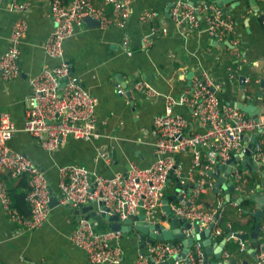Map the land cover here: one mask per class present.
<instances>
[{"label": "crops", "instance_id": "1", "mask_svg": "<svg viewBox=\"0 0 264 264\" xmlns=\"http://www.w3.org/2000/svg\"><path fill=\"white\" fill-rule=\"evenodd\" d=\"M10 1L0 0V54L8 46V36L17 18L24 20L26 29L20 43L19 76L7 82L0 79V112H8L16 126L21 128L24 102L29 93L28 78L41 67L55 65L61 60L47 56L42 48L53 29L49 0H27L26 8L21 10L8 8ZM91 1L96 5L102 4V0ZM173 1L175 0H130L129 17L123 27H102L100 24L88 27L84 22L74 36L64 41L63 60L69 64L72 73L84 87L98 99L95 130L99 137L92 141L70 138L53 152L40 148L22 130L15 132L9 140L13 149L26 153L44 170L55 196L57 166L63 163H81L104 175L123 173L130 162H136L142 167L150 165L155 159L152 118L156 113L164 111L168 94L175 96L188 90L191 84H188L186 75L189 71H192L191 82L201 70L206 71L213 81L220 82L221 87L215 94L221 103L237 107L241 102L251 106L256 116L264 114V26L261 25L259 16L264 0H257L256 11L248 0H239L237 5L232 2L225 5L228 6V11L225 12L235 24L234 44L213 39L203 30V24L200 30L175 27L168 14ZM185 1L197 4L204 0ZM231 3L235 6L232 7ZM106 7L110 13L109 4ZM147 9L158 12L156 25L165 26L166 32L151 29L147 22L140 20L141 14ZM125 36L128 38L130 53L122 47ZM118 74L121 81L116 78ZM241 75L245 77L244 86L239 81ZM136 80L147 81L155 92L152 98L144 99L134 91L133 83ZM257 90L261 94L258 95ZM173 111L186 117L191 116L189 107L185 105H175ZM189 130L195 132L202 131L203 128L192 121ZM252 134L254 133L244 135L243 139L249 143ZM258 137L263 139L261 146L264 150V135ZM99 152L105 153L106 157L100 158ZM252 154L253 152L250 156ZM174 158L176 169L169 175L163 194L165 199H172L176 177L186 184L187 172L191 167L195 170L192 150L176 152ZM203 160L202 156L200 161ZM236 166L239 170L245 169V185L251 187L252 192L264 193V163L251 164L242 169L237 162ZM194 172L196 175V171ZM249 179L252 181L251 185ZM213 180L215 185L216 180ZM5 181L7 183L10 180L6 177ZM187 189L188 187L181 188L178 194L181 197L171 203L180 204L184 198H190ZM228 196L240 198L241 193L234 186L229 193L220 186L217 190L215 187L202 190L194 196L193 201L201 210H218ZM75 210L57 202L50 206L43 225L28 229L10 220L0 203V264H85L84 251L69 238L78 218L85 214ZM254 210L255 202L242 209L229 199L222 206L217 219L221 237L212 236L209 232L210 245L206 248L201 240H196L189 253L200 242V248H206L204 254L208 260L256 264V255L264 252V216L261 218L257 239L253 241L250 233L254 229L255 220L253 218L254 223L251 225V214L246 211ZM94 225L98 230L108 229L103 219L94 222ZM227 229L232 233H243L245 238L231 235L225 239L219 260L216 258L218 243L225 238ZM135 236V233L123 234L124 253L119 264H133L135 256L144 250ZM178 242L180 248L177 253L183 249L181 239H175V243ZM241 242L243 245H240ZM252 248L255 249L253 255L249 252ZM172 264L189 263L184 258H179Z\"/></svg>", "mask_w": 264, "mask_h": 264}, {"label": "built area", "instance_id": "2", "mask_svg": "<svg viewBox=\"0 0 264 264\" xmlns=\"http://www.w3.org/2000/svg\"><path fill=\"white\" fill-rule=\"evenodd\" d=\"M27 2L11 0L8 8L21 10L26 8ZM49 2L53 29L42 48L47 56L61 61L52 66L41 67L28 78L29 93L24 102L21 128L16 126L8 112H0V203L10 220L28 229L43 225L53 193L44 170L26 153L13 149L9 140L15 132L22 130L40 148L53 152L70 138L92 141L99 137L95 130L98 99L84 87L72 73L69 64L63 60V43L75 35L84 23L85 16L98 19L102 27H123L130 9V0H102L101 5H96L91 0ZM106 4H109L110 13L107 12ZM169 8V18L175 27L200 30L203 24V30L213 39L235 43L234 21L215 2L205 0L191 4L185 0H175ZM261 8L260 23L264 26V4ZM157 19L158 12L153 9L144 10L140 16V20L147 22L151 29L166 32L165 26L156 25ZM25 29L24 20L17 18L8 36V46L0 54L2 81H10L20 74V43ZM122 47L130 53L126 36L123 37ZM220 87V82L213 81L206 71L201 70L200 74L193 77L187 91L166 96L164 111L156 113L152 118L155 159L148 166L142 167L136 162H130L125 172L104 175L77 162L58 165L57 202L74 209L89 204L99 208L103 205L109 214H117L120 222L138 214H143L147 220H153L155 216L165 213L163 194L170 173L176 169L174 153L190 149L193 152L195 170L191 167L187 172V180L195 186L191 189L190 198L186 197L180 204L171 203L172 201L168 204L175 216L184 218L189 223L195 222L198 231L212 223L210 234L219 236L221 228L217 222V208L216 212L213 209H198L193 198L201 190L215 187L209 171L214 170L216 158L219 164H224L231 155L244 152L248 145V141L243 139L244 135H264V114L254 118L235 106L221 103L215 94ZM133 89L144 99L152 98L155 93L145 80H136ZM175 105L189 107L191 116L186 117L173 111ZM192 121L203 130L190 131ZM262 144L263 139L259 137L253 143L251 157L255 165L264 163ZM202 156L204 160L201 162ZM99 157L105 158L106 154L99 152ZM244 170L233 165L229 172L230 180L241 196L253 191L245 185ZM24 174L28 186L25 192V200L29 206L28 216H23L11 205L5 181L7 176L8 179L16 180ZM178 180L184 184L182 179ZM100 211L101 209H96V213ZM184 232L185 236L190 235V229ZM123 234L121 230L110 228L98 230L86 218L79 217L69 238L84 251L85 264H119L124 253ZM146 244L144 254L136 255L133 264H148L149 258L155 263L161 262L176 254L180 248L179 242L171 243L169 240H156ZM200 245L197 242L194 251L187 254L186 261L189 264H203L204 254ZM255 262L264 264V252L256 255Z\"/></svg>", "mask_w": 264, "mask_h": 264}, {"label": "water", "instance_id": "3", "mask_svg": "<svg viewBox=\"0 0 264 264\" xmlns=\"http://www.w3.org/2000/svg\"><path fill=\"white\" fill-rule=\"evenodd\" d=\"M212 1L218 4L219 6H221V8L224 11H228V6L225 5L228 4L229 2H232L236 5L239 3V0H212ZM248 2L253 10L256 11L258 9L257 0H248ZM232 3L231 6L232 7L235 6L232 5ZM84 22L88 27L99 25V20L92 18L90 16H85ZM191 76H192V71H189L186 75V78L188 79V84H191V80H190ZM116 78L118 81H121L119 74L116 75ZM244 80L245 77L241 75L239 77V81L242 86H244ZM256 93L259 95L261 94V91L257 90ZM127 95L130 96L129 93H127ZM237 107L245 111L247 115L257 118L256 114L253 113V109L251 106H246L243 105L241 102H239L237 104ZM257 138H258V133L252 134L251 141L248 143L244 152L231 155V157L228 158L224 162V164H219L218 158H216L217 163L215 164L214 170L209 171V174L216 180L215 190L219 189V187L222 186L227 193H229V191H233V184L231 180L228 179V177L231 167L233 165H236L237 162L241 164L242 169H244L245 167H249L251 164L255 165V162L252 160L250 154L251 152L254 151L253 143L257 140ZM181 176H183V174H181ZM175 180H176V189L174 190L172 199L164 198L165 213L160 215L159 217L155 216V219L153 220H147L144 218L143 214H138V215H133L131 218H126L125 220L120 222L117 214H109L106 211L105 206L100 205L99 208L94 204L82 206L79 209H76L75 212L77 213L84 212L85 213L84 218H86L91 224H94V222H98L101 219H103L106 221L108 228H110L111 230H121L123 233L133 231L136 234L135 238L140 243V246L144 247L142 254H144L147 248L146 243H153L156 240H169V241L171 240V243H175V239H181L183 245V249L181 250V252L169 256L165 260L157 263L153 262V260L149 258L148 264H172L174 263L175 260L179 258H184L186 260V256L189 253L191 246L196 240H201L202 245L206 246V248L210 245L211 236L209 235V232L213 224L210 223L202 231H198V225L195 222L189 223L184 218H179L174 215V213L171 211L169 207L168 202L172 200H176L177 198L181 197L180 195H178L181 188L188 187L186 191L188 194H190L192 187L195 186V184L191 182H188L186 184H181L178 178H176ZM241 197L242 196H240V198L234 196H228L227 200L223 202V205L226 204L229 199L231 201H235L238 205L241 202ZM243 197L250 198L255 202V210L246 211V213H250L255 220L254 229L250 233L252 240L255 241L257 239L260 230L261 218L262 216H264V193L252 192L249 193L248 195H243ZM185 199L186 198L181 200V203L184 202ZM55 203H57V199L56 196L52 194L49 199V205L51 206ZM222 206L220 207V210ZM96 209L97 210L101 209V211L99 213H96ZM219 212L216 214L217 217L219 215ZM186 229L191 230L190 232L191 234L188 236H185L184 230ZM231 235H234L240 239L245 238V234L232 233L229 229H227V234L225 238L221 239L218 243L219 248L218 251H216L217 259L221 260V249L225 245V239H228ZM206 248L205 249L202 248L201 251L203 252V254ZM249 252L250 254L253 255L255 249L252 248L251 250H249ZM202 262L203 264H235L233 260H230L228 262L221 261L220 263L218 262V260L216 261L208 260L205 254L203 256Z\"/></svg>", "mask_w": 264, "mask_h": 264}, {"label": "trees", "instance_id": "4", "mask_svg": "<svg viewBox=\"0 0 264 264\" xmlns=\"http://www.w3.org/2000/svg\"><path fill=\"white\" fill-rule=\"evenodd\" d=\"M212 1V0H210ZM8 177V176H7ZM9 178V177H8ZM7 178V179H8ZM7 181V190L8 194L10 196L11 200V205L17 209V211L22 214L23 216H28L29 215V206L27 201L25 200V192L26 189L28 188L25 174L21 175L18 179L16 180H11ZM252 184V181L249 179V185ZM254 203V201L250 198H245L241 197V202L238 204V206L242 209H246L249 206H251ZM221 205L218 207V212L220 210ZM249 221L250 224L253 225L254 220L252 215L249 216ZM221 237V236H219Z\"/></svg>", "mask_w": 264, "mask_h": 264}, {"label": "rangeland", "instance_id": "5", "mask_svg": "<svg viewBox=\"0 0 264 264\" xmlns=\"http://www.w3.org/2000/svg\"><path fill=\"white\" fill-rule=\"evenodd\" d=\"M169 10H170V8H169ZM169 12V11H168ZM209 180H212L211 178L209 179ZM194 187V186H193ZM192 187V188H193ZM207 190H210V188H206ZM192 192V191H191ZM201 192H202V190H201ZM191 194V193H190ZM198 208V207H197ZM199 209V208H198ZM216 208H213V210H215ZM215 212H216V210H215ZM216 213H218V212H216ZM127 234H134V232L133 231H129V232H127Z\"/></svg>", "mask_w": 264, "mask_h": 264}]
</instances>
